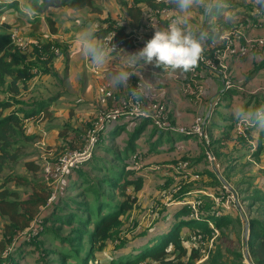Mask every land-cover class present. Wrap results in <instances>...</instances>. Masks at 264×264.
<instances>
[{
  "label": "crops",
  "instance_id": "obj_1",
  "mask_svg": "<svg viewBox=\"0 0 264 264\" xmlns=\"http://www.w3.org/2000/svg\"><path fill=\"white\" fill-rule=\"evenodd\" d=\"M162 1L164 6L158 7L160 15L155 14L157 8L151 9L144 2L134 3V0H93L97 11L50 7L40 14L30 7V0H3L0 5L9 27L7 32L16 31L22 37L51 43L59 49L45 65L46 73L33 67L34 76L26 89L13 97L16 102L13 109H19L17 116L23 118L27 133L36 139L16 168L0 174V189L17 192L25 198L42 186L53 189L52 198L62 202L54 210L56 220L47 223L42 241L43 247L44 242L49 247L46 250L50 257L55 256L51 264H58L57 256L73 246L61 239L76 229L75 214L82 216L83 208L74 202L81 201L78 194L89 186L98 192L97 196H86L93 211L99 203L115 210L128 198L133 202L120 217L119 231L124 237L120 243L116 239L107 240L102 250L95 251L91 258L86 256L90 241L87 237L83 239L87 264L124 262L148 247L153 248L160 241L155 240L158 229L164 231L162 237L168 233L177 222L175 214L186 206L177 202L198 199L208 212L213 198L219 194L216 180L221 185L222 180L230 185L241 198L253 190L264 193V120L256 123L250 132L252 142L258 146L253 159L248 154L249 144L237 139L232 130L238 118L254 125L255 115L258 117V112L264 110V3L258 9V0H179V6L172 8L170 1L175 0ZM255 10L260 11L258 18L252 16ZM177 22L179 27L174 29ZM239 22L241 26L236 25ZM114 24L116 29L110 32L121 38L123 44L119 52L111 54L102 49L100 41L104 31ZM236 27L241 36L234 39L232 47L245 46L246 53L228 54L223 60L231 87H224L223 70L219 66L212 70L199 63V55L192 63L193 71L180 66L181 58L174 62L177 57L172 58L171 49L175 47L192 52L200 49L202 54L207 53L203 57H210L215 49L224 48L225 38ZM214 28L218 35L213 38V45L211 42L206 45L202 31L212 32ZM257 40L263 43H247ZM34 61L41 65L39 60ZM133 99L140 100L145 107L150 103L163 104L169 125L175 129L189 130L195 117H203L209 145L195 135L160 130L149 120L123 118L108 130L88 164L70 177L61 176L56 157L65 150L82 146L95 115ZM42 131L47 132L45 157L36 144ZM33 148L36 152L31 153ZM206 151L221 166L220 174L207 161ZM133 155L137 156V168L132 164ZM30 162L39 164L36 172L25 166ZM178 162H186L187 169H175ZM185 173L188 181L183 180ZM18 177L24 178L22 183L26 184L20 185ZM116 182L124 184L123 189ZM174 187L178 189L176 194ZM169 199L173 203L166 205ZM134 207L139 208L140 218L133 214ZM170 208L175 211L166 220ZM145 211L149 213V221L143 218ZM233 214L228 216L237 218V212ZM135 221L143 228L141 234L126 238L129 223ZM4 222L0 219V233ZM244 225L242 221V239ZM87 228L91 231L94 225ZM189 233L188 227L181 228L185 239ZM33 251H26L24 264H35ZM145 261L157 264L149 258L137 264Z\"/></svg>",
  "mask_w": 264,
  "mask_h": 264
},
{
  "label": "trees",
  "instance_id": "obj_2",
  "mask_svg": "<svg viewBox=\"0 0 264 264\" xmlns=\"http://www.w3.org/2000/svg\"><path fill=\"white\" fill-rule=\"evenodd\" d=\"M140 1L144 2L146 6L151 9L164 6V1L162 0H156L158 3H155L154 0H134V3ZM92 2L93 0H30V7L39 14L43 13L50 7H68L74 10L90 8L91 10L97 11L98 8L94 6ZM178 2L179 0H175L174 2L170 1V7L177 8L180 4ZM11 3L13 2L11 1L10 4ZM263 3L264 0H258V9L262 8ZM1 13H3L2 10H0V14ZM207 22L208 20H206L205 27L207 26ZM115 25L116 24L109 26L108 30L104 31L101 39L108 34L110 30L113 29L112 31H115ZM7 29H9V27L6 22L0 24V174L3 171L12 169L18 165L25 155L26 149L30 146V143L33 142L32 140L35 141L36 139L35 136L27 133V130L24 128L23 118H19L17 116V111L19 109H13V105L16 104V102L13 101V97L21 92V90L26 89L25 87L27 82L32 76H34L33 71H31L33 67H36L41 73H46L47 69L45 68V65L49 63L52 57L51 52L48 50L50 46H55L51 43L42 44L44 51H47L46 53L50 55L47 60L41 62V65L35 64V61L28 60L30 57H35V59L36 57L38 58L37 50L32 47L30 51L22 52V50L18 49L11 43ZM218 32L217 28H214L208 35H204V43L209 45L213 38L218 35ZM117 38L121 40L118 36ZM176 48L179 49L178 47H175V49ZM205 54L207 55V53ZM178 60L179 57L174 59V62ZM8 94L11 95L12 98H10ZM260 112L262 116L259 118V116L257 117V114L255 115V118L252 121L255 122L254 125L252 124V126L245 131L244 136L239 135L236 132L235 124L232 126V130L236 138L243 140V142L245 141L246 144H249L247 150L250 155V159H253L254 155L258 153V146L252 142L253 140H251L250 132L255 127L256 123L264 120V110ZM240 119L241 118H238L236 120L238 121ZM131 121H135V119H132ZM91 123L88 129L91 127ZM107 135L108 134L100 136L95 151L103 137H106ZM41 138L42 136L40 134L37 141ZM81 147L79 149H81ZM92 158L85 164H88ZM25 166L28 170L36 172L39 164L30 162L26 163ZM82 166L71 171L66 177H70L73 173H78ZM17 180L20 185L26 184L22 183V180L25 181L24 178L18 177ZM215 183L218 184L217 186H219L220 191V187H222V185L218 182V180H216ZM123 185L124 184H121L120 182H116V186L120 187V189H123ZM181 193L183 194L184 191L182 190ZM88 194L97 196L98 192L93 188V186H89L78 194V196L81 197V201H75L74 203L76 206L80 205V207L83 208V215L78 216L75 214L77 223V225H75L76 229H71L70 232L66 234L63 239H61L67 240L69 243H73V246H70V248L59 255L56 262L58 264H67L68 262V264H87V255L92 258L95 251L102 250L107 240H113L115 236H117L119 228L121 227L120 217L130 209L131 203L133 202V200L128 198L124 200L115 210L108 209L107 206L99 203L95 211H93L86 200V196ZM237 195L240 197V194L237 193ZM240 201L242 204L246 203L244 214L248 222L249 230V238L247 242L248 263H246L243 253L235 250L220 248L218 244L219 239L214 238L215 240H213L210 247L212 250L204 261V264H264V193L258 190H253L250 195L244 196L240 199ZM59 202L60 199L54 200L51 196V191L48 188L44 189L42 186H38L36 191L29 193L25 198H21L17 192L10 191L5 188L0 189V219L2 221L5 220L2 224V232L0 233V264L18 263V252L22 253L21 249L24 244H26L24 248L31 245L29 241L30 238H26L28 235L26 232H28L30 225L36 220L38 214H41L44 209V211H47L46 215L42 217V221H36V224L41 227V230L37 232L32 239L37 238L39 235H42L43 237L45 236L49 220H56L54 219V210L56 211L57 207L62 203ZM213 208L214 206L211 204V207L207 212L203 209L202 203L200 212L203 218L201 220L194 221L188 219V214H190L191 210L187 206H182V208H180V210L175 214V219L177 220L176 224L160 239L157 245L153 248L144 249L133 259L126 260L124 262L111 261L109 264H137L147 258L152 259L157 264H195L202 256H200L198 248H190L185 243L192 242L198 236L202 237V241L209 242L214 234V231L206 223L207 220L213 223L215 230H218L219 232V236L224 231V228H227L228 226L241 227L242 221L239 210L235 208L232 209L234 212L236 210L237 218H230L228 216V212L215 218L210 215V211ZM251 211L253 215L249 216L248 214ZM65 222L66 219H64V223ZM91 224L94 225V228L89 231L87 227ZM183 226L188 227L190 230L187 239L181 235V228ZM83 237H87L90 241V246H88L86 256H83ZM207 242L206 244H208ZM12 244H14V246L11 252L4 256L3 252ZM42 251L48 253V250L45 248L42 249ZM68 259L70 261L66 262ZM97 264L102 263L98 262Z\"/></svg>",
  "mask_w": 264,
  "mask_h": 264
},
{
  "label": "built area",
  "instance_id": "obj_3",
  "mask_svg": "<svg viewBox=\"0 0 264 264\" xmlns=\"http://www.w3.org/2000/svg\"><path fill=\"white\" fill-rule=\"evenodd\" d=\"M3 0H0V5L3 4ZM160 15L159 11H155V14ZM254 15H256V18L260 16V11L255 10ZM253 15V14H252ZM5 21L4 17L0 14V24H2ZM253 25V24H252ZM9 38L11 43L16 46L18 49L22 50V52H27L28 48L34 47L37 52H38V58L36 57L37 60L40 62H44L45 60L48 59L49 55L46 53L47 51H44L41 42L36 41L31 38L27 37H22L19 34H17L16 31H8ZM230 35L225 38V45L224 48L222 49H215L212 52V55L210 57H203L200 56L198 58V62L203 64L204 66L209 67L212 70L216 69V66H219L221 70L225 69L224 66H222V60L226 57L228 54H239V55H244L246 53V48L245 46L235 49L233 48V42L235 38H240L241 33L238 29H235L229 33ZM248 44L252 45L254 43L262 44L263 40H257V41H248ZM122 39L119 40L114 32L106 34L102 39H101V47L103 50L109 51L112 54H116L119 52V50L122 47ZM213 45V42H211ZM186 48H179L171 49V54L175 57L181 58V63L180 66L188 69L190 71H193L192 68V63L193 61L196 60L195 56H192L188 51L185 50ZM51 52V55H57L59 53V49L57 46H50L49 50ZM35 57H30L28 61H34L36 60ZM223 73V78H224V87L229 88L231 87L229 78L227 75H225L224 71ZM259 117H261V114H258ZM126 118L128 120L132 119H138V120H149L152 125L160 130H167L171 129L174 130L182 135H196L198 137L203 136L204 134V119L203 117L197 116L194 118L192 125L190 126L189 130H185L183 128H172L169 125L168 119H167V113L165 110V106L161 103H150L148 106H144V104L138 100V99H133L128 102H123L121 103L118 107L112 108V109H106L99 111L92 123L91 127L86 131L85 137H84V143L79 150H72L68 151L65 150L60 157L57 159V167L59 170V173L61 176H67L70 174L71 171L80 168L83 164L87 163L91 158L92 155L95 151L96 145L98 143V140L100 136H105L108 134V130L112 127L115 126V124L123 119ZM235 124V129L236 132L239 135L244 136L245 131L252 126V123L249 121L245 120H238L236 121ZM45 132H41L42 138L36 142L38 147L41 149V152L43 153V156L45 157V154L47 153V150L45 148L44 144V137H45ZM206 159L209 163L212 164L215 161L214 156L206 151ZM133 162V159L131 160ZM188 167L186 162H178L175 165V169L178 171H184ZM183 180L188 181V174L183 175ZM194 177H197L196 175ZM228 186V185H227ZM226 185H222V194H218L213 198V206L214 208L210 211V215L214 216L215 218L219 217L221 214H226L227 212L231 211L232 209H238L239 204L237 203L236 200V193L230 190ZM173 202H171L172 204ZM179 204H183L189 207L191 210L190 214L188 215V219L198 221L201 220L203 217L201 216V207H202V202L198 199L193 200L191 202L187 201H181L177 202ZM245 220L247 221L246 217L244 216ZM35 220L29 227L30 231L28 236L33 237L41 230V227H39L38 224H36ZM206 223L212 228L214 231V234L212 235V238L209 240V244H212L214 238L216 237L217 230H215L214 225L211 221L207 220ZM35 226L33 228L32 225ZM197 240L200 242L202 241V237L198 236ZM14 244H12L10 247H8L4 252L3 255H7L11 252ZM247 261V260H246ZM248 262V261H247Z\"/></svg>",
  "mask_w": 264,
  "mask_h": 264
},
{
  "label": "rangeland",
  "instance_id": "obj_4",
  "mask_svg": "<svg viewBox=\"0 0 264 264\" xmlns=\"http://www.w3.org/2000/svg\"><path fill=\"white\" fill-rule=\"evenodd\" d=\"M107 1H111V0H107ZM163 9H165V8H163ZM157 10L158 11H160L161 9H158L157 8ZM250 11H251V9H250ZM163 12V11H162ZM163 15H164V12L162 13ZM253 15L252 16H254V17H256V15H254V13H252ZM179 25V23L177 22L176 23V25H175V23L173 24V28L174 29H176L177 27H179L178 26ZM236 25L237 26H241V23L239 22V23H236ZM237 29L239 28V27H236ZM235 29V28H234ZM209 32L210 31H205V32H203L202 31V35L204 36V35H208L209 34ZM100 43H101V41H100ZM186 51H188L192 56H203L204 54H202L201 52L202 51H200V49H198L196 52H192L190 49H185ZM112 54V53H111ZM172 55V54H171ZM172 58H176L175 56H173L172 55ZM225 59V58H224ZM223 59V60H224ZM223 60H222V66H224V63H223ZM35 63H36V61H35ZM225 68V67H224ZM223 71H224V73H225V75H227V77L228 78H230V76L228 75V73L226 72V70L225 69H223ZM229 81H230V84H231V86H232V82H231V80L229 79ZM258 114H261V112H258ZM45 133L47 134V132L45 131ZM46 136V135H45ZM196 136V135H195ZM108 137H110V136H108ZM200 138L203 140V142H204V144L205 145H209V140H208V136L207 135H205V133L203 134V136H200ZM103 139H104V137H103ZM34 149V150H33ZM30 152L31 153H34V151L36 152V149L35 148H33ZM254 149V148H253ZM28 150V148L26 149V151ZM30 150V149H29ZM208 152H210V151H208ZM252 152V151H251ZM63 152H61L57 157H56V159H58L59 157H60V155L62 154ZM206 154V153H205ZM132 157H134V162L132 163L133 165H134V168H137V166H138V164H137V156H135V155H133ZM218 165V166H217ZM213 167H214V170L215 171H217L219 174H220V172H222V168H221V166L217 163V160L216 161H214L213 162ZM16 168V167H15ZM14 168V169H15ZM42 178V177H41ZM50 178V177H49ZM194 178H197V177H194ZM49 187H51V185L49 186ZM230 190H232L233 192H235L233 189H231V186L230 185H228L227 186ZM51 191H53V189H50ZM172 190H173V193H178V189L177 188H172ZM236 193V192H235ZM219 194H222V187H220V191H219ZM240 199H242L241 197L239 198V196L237 195V193H236V200H237V203L239 204V208H240V211H242L243 213H242V215L243 216H245V214H244V210H245V206H246V203H243L242 204V202L240 201ZM191 201H193V200H188L187 202H191ZM171 202H172V200L171 199H169L168 200V202L166 203V205H170L171 204ZM149 209H151V208H149ZM42 210V209H41ZM45 210V209H44ZM44 210H42V213L41 214H38V216H37V218H36V220H39V221H42V217L43 216H45L46 215V213H47V211H44ZM134 213L133 214H135V215H137L139 218H140V214H139V208L138 207H134ZM148 210V209H147ZM148 211H151V210H148ZM148 211H147V213H148ZM175 211V208H170V209H168V211H167V215H166V220L168 219H170L171 218V215L173 214V212ZM252 212V211H251ZM146 213V211H145V213H144V220L146 219L147 221H149V213L147 214ZM234 213V210H232V211H230V215L231 214H233ZM235 213H236V210H235ZM235 213L232 215V216H234L235 215ZM156 215V214H155ZM158 215V214H157ZM249 216H251V215H253L252 213H249L248 214ZM246 217V216H245ZM162 218V217H161ZM242 219V218H241ZM140 221H141V219H140ZM136 223V224H135ZM135 223H133V222H130L129 223V227L130 228H128V231H126L125 232V234L127 235L126 236V238H128V237H131L133 234H141V231L143 230V228H141V225H139V223H137L136 221H135ZM141 223H142V221H141ZM143 224V223H142ZM144 225V224H143ZM35 226V224L34 225H32V227L31 228H33ZM76 227V226H75ZM145 231H146V229H145ZM30 231H28V233H29ZM148 232H150V230L148 231ZM147 232V233H148ZM163 232L164 231H162L161 232V229H158V231H157V235H156V237H155V240L156 241H159L160 239H161V237H162V235H163ZM217 236H219V232H218V230H217V234H216V237H215V239L216 238H218L219 240H218V244H219V246H220V248H224V249H229V250H235V251H237V252H240V253H244V243H243V239H242V228L241 227H239V226H228L227 228H224V231L222 232V234L219 236V237H217ZM123 237V235H121L120 234V231H119V235H117V236H115V238L114 239H116V243H120V240H121V238ZM26 238H30L29 239V241H30V243H31V245H29L28 247H26V251L27 250H34L33 252H31V256L35 259V261H34V263L35 264H37V262L39 261L40 262V264H51V263H49L50 262V260H55V256L54 257H50V255L47 253V252H44V251H42V249L43 248H45V249H48L49 247L47 246V244H46V242H44L45 243V246L43 247V242L42 241H44L45 240V238L42 236V235H39L37 238H34V239H32V237H30V236H26ZM85 237H83V239H84ZM124 238V237H123ZM248 238H249V233H248ZM214 239V240H215ZM85 240V239H84ZM115 241V240H114ZM114 241H111L112 243H114ZM206 242L207 241H203V242H200V241H198L197 240V238H195V240H193L192 242H188L187 243V246H189L190 248L191 247H194V248H198V252H199V254H200V256H202V257H200V259L195 263V264H204V261L206 260V258H207V256L210 254V251L212 250V248H210L211 247V244H209L208 242V244H206ZM247 242H248V239H247ZM26 244H24V246H25ZM24 246H23V248L21 249L22 250V253H20V252H18V254H17V258H18V261L19 262H23V260H24V257H25V255H26V251H25V248H24ZM65 248H67L66 246L64 247V249ZM116 248H119L118 246H116ZM150 247H148V248H146V249H149ZM62 252V251H61ZM63 253V252H62ZM131 257H134V255L133 256H131ZM244 257V256H243ZM58 258H59V256H57V260H58ZM246 263H248L247 261H246ZM23 264H24V262H23ZM89 264V263H88ZM90 264H92V262L90 263ZM145 264H153V263H151V262H147V261H145Z\"/></svg>",
  "mask_w": 264,
  "mask_h": 264
},
{
  "label": "water",
  "instance_id": "obj_5",
  "mask_svg": "<svg viewBox=\"0 0 264 264\" xmlns=\"http://www.w3.org/2000/svg\"><path fill=\"white\" fill-rule=\"evenodd\" d=\"M222 183L227 186V184L222 180ZM240 212V217L242 218V221L244 222V234H243V243H244V253L243 256L246 260H248V253H247V239H248V222L245 220L244 216L242 215V212Z\"/></svg>",
  "mask_w": 264,
  "mask_h": 264
}]
</instances>
